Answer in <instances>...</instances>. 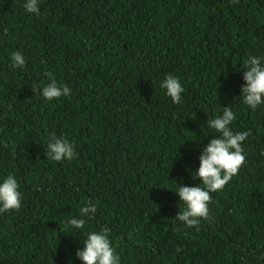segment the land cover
<instances>
[{
    "label": "trees",
    "instance_id": "trees-1",
    "mask_svg": "<svg viewBox=\"0 0 264 264\" xmlns=\"http://www.w3.org/2000/svg\"><path fill=\"white\" fill-rule=\"evenodd\" d=\"M25 2L0 0V183L14 176L22 204L0 214V264H83L76 252L105 228L120 264H264V104L241 94L246 61L264 58V0H39L38 15ZM49 73L70 95L32 91ZM169 74L180 104L161 87ZM223 107L250 132L246 163L197 231L175 218V192L201 183ZM52 134L74 159H47Z\"/></svg>",
    "mask_w": 264,
    "mask_h": 264
},
{
    "label": "clouds",
    "instance_id": "clouds-1",
    "mask_svg": "<svg viewBox=\"0 0 264 264\" xmlns=\"http://www.w3.org/2000/svg\"><path fill=\"white\" fill-rule=\"evenodd\" d=\"M233 2V0H230ZM238 3V0H234ZM28 13L39 14V0H26L24 4ZM261 57H250L243 66L245 71L243 78L245 85L241 89L244 103L255 110L264 104V63ZM13 67L24 68L25 58L20 52L11 54ZM50 77V83L42 89L33 86L35 94H41L47 101L59 99L70 95L67 86H60L55 78ZM161 87L166 90L174 104L182 102V93L185 91L179 79L174 75H167ZM236 119L231 107H223V114L215 119L209 120L208 125L219 134L218 138L212 139L207 146L201 150L199 157L200 165L193 179L199 178L201 183L194 187L179 185L175 192L185 208L179 211L175 217L187 227H195L199 231L201 221L212 219L209 205L213 202L211 193L222 191L234 176L239 173L241 167L246 163V156L242 143L250 135V132L234 133L230 127ZM45 155L47 159L60 162L71 161L76 157L75 146L66 139H59L52 134ZM203 185L201 187L200 185ZM21 193L17 180L11 174L0 183V214L18 211L21 208ZM96 207L89 203L80 209L81 218H72L67 221L68 225L75 229H83L89 213H95ZM76 256L83 264H120V257L109 239V230L105 228L99 232H91L83 243V249L76 252Z\"/></svg>",
    "mask_w": 264,
    "mask_h": 264
}]
</instances>
